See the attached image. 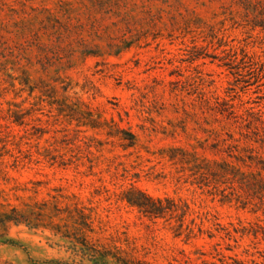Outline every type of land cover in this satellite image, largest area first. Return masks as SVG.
Returning <instances> with one entry per match:
<instances>
[{
	"label": "rangeland",
	"instance_id": "obj_1",
	"mask_svg": "<svg viewBox=\"0 0 264 264\" xmlns=\"http://www.w3.org/2000/svg\"><path fill=\"white\" fill-rule=\"evenodd\" d=\"M132 183L208 213L205 232L186 243L176 218H141L118 201ZM104 245L264 264V0H0V264H116Z\"/></svg>",
	"mask_w": 264,
	"mask_h": 264
},
{
	"label": "trees",
	"instance_id": "obj_2",
	"mask_svg": "<svg viewBox=\"0 0 264 264\" xmlns=\"http://www.w3.org/2000/svg\"><path fill=\"white\" fill-rule=\"evenodd\" d=\"M216 112L222 115L221 110H217ZM100 119L101 118H95L92 113H89V120H87L84 126L90 127L91 129L97 131H105L106 136L109 139H117L120 146L125 151L137 148L139 144V137L134 132H132L131 129L125 130L121 128L120 125L113 119L111 121H101ZM179 152H181L183 156L188 155L187 151L184 152L179 150ZM192 157L194 160L193 167L194 170L197 171V173H210L212 175L215 173L213 164L216 163H211L210 161H203V163H199V158H196V156ZM171 159L174 160L175 158L171 157ZM218 166L220 167L221 171L218 172L217 175L224 174V171L226 172L229 168L224 164ZM117 197L119 202L125 204L132 210L137 211L141 218H146L154 224H156L159 220H165L166 222H169L171 219L176 218L178 226L176 228L175 238H181L184 236L186 243L202 235L205 232L204 228L206 221L210 222L208 219V213L195 211L187 202L181 200L177 201L172 198L152 197L142 191L133 183L130 184L127 189H124ZM76 204L77 205L75 213L77 214V216H74V214H70V217H72L73 220L77 219L78 222L76 224L84 228V230L85 228L89 229L91 224L94 223L93 211H91V213L88 215L85 213V208L80 209L78 207V203ZM217 227H220L219 223L217 224ZM241 227L243 226L241 225ZM221 231L229 240L237 242V237L242 238L247 230L245 229V227L240 229L232 225L231 228L223 226V228H221ZM255 236H257V234H255ZM210 237H214V235L211 234ZM10 244L13 246L17 245L12 242ZM103 249L105 253H102L100 255L101 259L107 260L111 258L115 261L116 264H152L146 261L138 262L132 254L126 252L121 247L115 246L117 252H112L105 245L103 246ZM216 253L217 254L214 259H217V257L220 256L218 260L221 264H244L241 261H237L230 258L229 256H226L224 253L218 250H216ZM200 264L217 263L214 261L202 260Z\"/></svg>",
	"mask_w": 264,
	"mask_h": 264
}]
</instances>
